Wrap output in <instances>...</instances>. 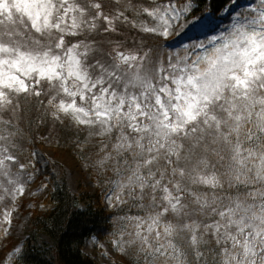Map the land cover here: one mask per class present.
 Listing matches in <instances>:
<instances>
[{
    "label": "snow or ice",
    "instance_id": "6c2138e0",
    "mask_svg": "<svg viewBox=\"0 0 264 264\" xmlns=\"http://www.w3.org/2000/svg\"><path fill=\"white\" fill-rule=\"evenodd\" d=\"M57 131L130 264H264V0H0L6 235Z\"/></svg>",
    "mask_w": 264,
    "mask_h": 264
},
{
    "label": "trees",
    "instance_id": "16d2710c",
    "mask_svg": "<svg viewBox=\"0 0 264 264\" xmlns=\"http://www.w3.org/2000/svg\"><path fill=\"white\" fill-rule=\"evenodd\" d=\"M223 2L224 0H214L217 5ZM240 3L245 4L247 0H240ZM227 22L225 20L224 23L227 24ZM41 132L45 136L49 135V131L44 129H41ZM57 136L60 137L58 142ZM50 139L51 142L46 143H56L65 147L80 162L87 165L92 174L95 191L90 196L78 195L69 187L64 170L56 176L50 166L41 168L34 159L36 165L34 180L49 178L52 182V188L47 197V203L51 205V208L42 212L34 204H25L22 207L26 217L23 223L25 238L12 236L7 241V247L11 252H14V246L22 247L23 258L19 259L15 256L11 264H98L90 256H86L82 248L86 240L91 237L99 240L113 238L112 222L109 219L112 210L102 205L106 186L101 184L96 172L88 166L86 158L82 157L80 148L71 138L70 133L57 131L52 133ZM37 141L45 142L40 140L39 133ZM89 200L95 201V204L89 203ZM82 204H85V207H82ZM40 231L49 234L51 240L49 245L39 244ZM131 259L121 254L117 264H130Z\"/></svg>",
    "mask_w": 264,
    "mask_h": 264
},
{
    "label": "rangeland",
    "instance_id": "374dc122",
    "mask_svg": "<svg viewBox=\"0 0 264 264\" xmlns=\"http://www.w3.org/2000/svg\"><path fill=\"white\" fill-rule=\"evenodd\" d=\"M34 150L39 153L36 157V163L39 167L45 168L50 164L51 170L56 176L60 175L61 171L64 170L66 181L74 192L78 195H93L95 185L87 165L77 160L65 147L56 143L37 141ZM44 184L47 185V188L37 192L36 189ZM30 188L32 191L26 193V196L22 198L24 205L34 204L42 212L50 209L51 205L47 203V197L48 192L52 188V182L49 179L42 178L31 184ZM89 203L95 204V201L89 200ZM102 205L106 208L105 198L102 201ZM81 206L85 207V204ZM25 219L23 210L20 208L18 213L13 214L10 232L6 235L3 229L0 228L2 233L0 235V264H11L14 262L15 255L9 251L7 241L12 236L25 238L23 225ZM112 240H98L97 238L93 239V237L87 239L82 252L86 256H90L98 264H117L120 260V252L113 246ZM38 242L41 245H49L51 243L49 234L45 231H40Z\"/></svg>",
    "mask_w": 264,
    "mask_h": 264
}]
</instances>
